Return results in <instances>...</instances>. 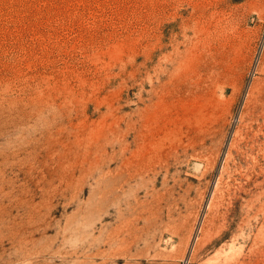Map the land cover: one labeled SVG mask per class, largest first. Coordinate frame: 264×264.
<instances>
[{"label":"rangeland","instance_id":"rangeland-1","mask_svg":"<svg viewBox=\"0 0 264 264\" xmlns=\"http://www.w3.org/2000/svg\"><path fill=\"white\" fill-rule=\"evenodd\" d=\"M0 264H264V0H0Z\"/></svg>","mask_w":264,"mask_h":264}]
</instances>
